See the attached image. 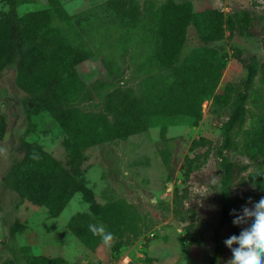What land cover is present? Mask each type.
<instances>
[{"label": "rangeland", "instance_id": "1", "mask_svg": "<svg viewBox=\"0 0 264 264\" xmlns=\"http://www.w3.org/2000/svg\"><path fill=\"white\" fill-rule=\"evenodd\" d=\"M57 1L65 14L76 21L70 28L64 26L67 43L85 54L74 70L89 94L87 100L73 104L76 108L100 110L107 85L130 89L140 100L148 89L144 85L146 77L161 73L169 78V70L156 69V38L150 34L149 24H119L107 17L103 4L108 0ZM163 1L134 0L139 19L148 22L150 5L155 7ZM171 1L187 2L192 12H215L208 16L212 27L219 22L217 14L222 19L232 11L245 10L249 14L251 25L246 36H239L236 30L226 31L222 24L220 35L200 37L189 25L183 43V61H188L185 67L194 59L199 63L203 57L222 62L213 95L227 85L242 89L246 66L253 60L262 61L264 0ZM47 9V0H33L20 4L17 12ZM6 11V3L0 0V19ZM50 20L54 22L53 17ZM196 47H204L207 52L196 54ZM13 78V70L0 71V264H22V254L59 258L60 264H209L215 240L221 253L214 264H227L232 252L223 242L232 235L228 225L218 226L215 186L219 170L214 155L227 105L218 106L214 113L209 96L201 102L200 117L195 123L180 115L158 117L156 126L140 134L73 151L48 107L27 105L23 111L21 101L25 94L17 89ZM261 78L258 72L249 87L247 108L255 114L264 111ZM26 147L48 154L78 184L56 217L21 199L8 184V170L23 156ZM222 155L236 168L246 164L243 157L233 152ZM251 167L234 176L231 190L239 198L253 202L261 194L240 181ZM86 198L97 204L117 199L130 204L141 219L139 235L117 252L102 243L93 251L85 249L67 222L72 218L80 223L92 222ZM245 205L253 206L244 202L234 209L239 213ZM236 227L241 232L246 225Z\"/></svg>", "mask_w": 264, "mask_h": 264}, {"label": "trees", "instance_id": "2", "mask_svg": "<svg viewBox=\"0 0 264 264\" xmlns=\"http://www.w3.org/2000/svg\"><path fill=\"white\" fill-rule=\"evenodd\" d=\"M3 1L7 11L0 19V71H14L13 83L25 94L21 101L23 111L27 105L48 107L73 151L140 134L156 126L158 117L180 115L195 123L200 117L201 102L209 96H212V112L216 113L218 106L227 105V117L220 125V142L214 153L219 170L215 186L218 226L226 224L231 235L240 234L232 223L234 216L230 212L237 204L249 200L233 194L234 176L251 165L240 181L264 195V111L255 114L247 108L249 87L258 72L264 82V43L262 61L253 60L246 66L242 89L227 85L214 95L212 93L223 67L220 59L212 62L203 57L199 63L194 59L185 67L188 61H183L182 56L189 25L200 37L220 35L222 24L226 31L236 30L239 36H246L251 17L245 10L232 11L223 19L217 14L219 22L212 27L208 16H214L215 12H192L187 2L164 0L155 7L150 5L151 15L147 22L139 19L140 11L134 0H108L103 4L108 11L107 17L119 24L125 22L134 26L140 22L144 26L150 25V34L156 38V69L169 70L170 76L166 78L155 73L146 77L144 85H148V89L140 100L132 95L130 89L107 85L100 110L81 111L73 104L87 100L89 93L74 68L85 59V54L67 43L64 31V26L70 28L76 21L65 14L57 0H47L46 12L33 10L21 14L17 7L33 0ZM52 17L54 22L50 20ZM193 51L199 55L207 52L204 47H196ZM222 152H233L243 157L246 164L236 168ZM6 179L21 199L43 208L50 217H56L78 189L77 182L58 162L31 147H26L23 156L11 165ZM85 200L92 222L80 223L72 218L67 227L88 251H93L101 243L100 238L88 230L92 223L102 222L107 230L114 233L115 240L109 247L112 252H117L119 247L139 235L141 219L130 204L121 199L103 204ZM220 253L221 246L215 240L209 264H214ZM21 263L60 264L61 260L22 254Z\"/></svg>", "mask_w": 264, "mask_h": 264}, {"label": "clouds", "instance_id": "3", "mask_svg": "<svg viewBox=\"0 0 264 264\" xmlns=\"http://www.w3.org/2000/svg\"><path fill=\"white\" fill-rule=\"evenodd\" d=\"M249 203L253 205L251 208L245 205L239 213L236 209L230 212L234 216L233 225L247 227L242 228L239 235L224 240L223 243L232 252V258L227 264H264V195L257 202L249 200ZM88 230L93 236L99 237L105 246L111 247L115 240L114 233L107 230L102 222L89 224Z\"/></svg>", "mask_w": 264, "mask_h": 264}]
</instances>
